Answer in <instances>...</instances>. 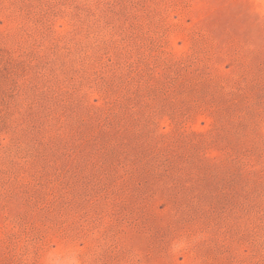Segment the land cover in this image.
<instances>
[{
	"label": "rangeland",
	"instance_id": "1",
	"mask_svg": "<svg viewBox=\"0 0 264 264\" xmlns=\"http://www.w3.org/2000/svg\"><path fill=\"white\" fill-rule=\"evenodd\" d=\"M0 264H264V0H0Z\"/></svg>",
	"mask_w": 264,
	"mask_h": 264
}]
</instances>
